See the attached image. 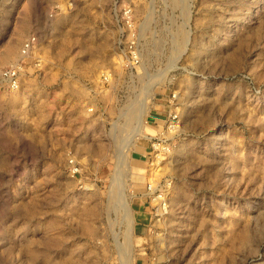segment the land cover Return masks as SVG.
Listing matches in <instances>:
<instances>
[{"label":"rangeland","instance_id":"rangeland-1","mask_svg":"<svg viewBox=\"0 0 264 264\" xmlns=\"http://www.w3.org/2000/svg\"><path fill=\"white\" fill-rule=\"evenodd\" d=\"M45 9L0 2V72L38 37L0 94V264H264V0L139 5L130 70L103 1L50 22ZM142 102L146 138L120 163ZM170 112L180 124L154 157ZM147 185L165 191L158 222Z\"/></svg>","mask_w":264,"mask_h":264},{"label":"built area","instance_id":"built-area-1","mask_svg":"<svg viewBox=\"0 0 264 264\" xmlns=\"http://www.w3.org/2000/svg\"><path fill=\"white\" fill-rule=\"evenodd\" d=\"M4 1V0H0ZM19 1V0H10ZM80 0H44L45 14L44 19L48 22L55 20L63 13L70 12ZM107 9L108 15L112 21L114 29V45L117 48L118 64L121 68L130 70L141 64V44L140 33L137 24L138 6L148 3L150 0H101ZM38 43L37 33H30L22 41L19 48L17 60L14 61L7 69L0 72V94L4 92L17 91L20 87V72L21 61L30 58ZM100 82L104 86L111 83L110 75L108 73H101ZM90 112L92 109L89 110ZM180 124V120L176 113H168L164 121L165 132L158 133L155 137L148 139V146L150 154L154 157H159L160 153L167 151L166 132L176 131ZM165 135V137H164ZM162 155V154H161ZM161 157V156H160ZM70 173L72 176L79 175V170L72 161ZM161 186V185H160ZM155 185L151 187L147 185L148 197L152 196L155 205L151 207L150 221L155 218L159 221L161 211L166 209L167 203L163 197L165 191L162 187ZM167 186L164 187L166 189ZM148 221V223H150ZM147 223V227L148 226ZM151 229V228H150ZM149 229V230H150Z\"/></svg>","mask_w":264,"mask_h":264},{"label":"bare ground","instance_id":"bare-ground-1","mask_svg":"<svg viewBox=\"0 0 264 264\" xmlns=\"http://www.w3.org/2000/svg\"><path fill=\"white\" fill-rule=\"evenodd\" d=\"M66 13H68V12H66ZM66 13H63V14H61V15H64V14H66ZM60 15V16H61ZM19 52V51H18ZM12 54V46H11V42L6 46V48H5V51L3 52V55H2V59L3 60H5V59H7V58H9L10 56H12L11 55ZM37 55V54H36ZM42 57V56H41ZM40 58V57H39ZM42 59V58H41ZM23 61V60H22ZM9 67V66H8ZM21 75V74H20ZM139 104H140V102H139ZM131 109V108H130ZM139 113L135 116V114L133 113L132 114V116L129 118V123H134V121L136 122V126H134V127H132V129H130V132H129V134H128V137L127 138H124V139H126V141H125V144H124V146H123V148L121 149V154L119 155V159L118 160H120V159H123V162L125 163L127 160H128V152L130 151V150H132V147L134 146V144H135V141H136V139H141V138H146V135L144 134V129H145V127H144V124L142 123V118H141V116H140V113H142V114H145V113H147V110H148V108L144 105V103L142 102L141 103V105L139 106ZM131 113V112H130ZM141 114V115H142ZM122 116V115H121ZM128 120V119H127ZM120 129H122V128H120ZM126 129V128H125ZM129 130V129H128ZM128 130L126 131V132H128ZM119 131H121V130H119ZM123 131V130H122ZM125 132V131H124ZM119 134H120V136H121V132H119ZM125 134V133H124ZM127 134V133H126ZM125 134V135H126ZM123 137V136H122ZM126 137V136H125ZM123 139V138H122ZM122 139L120 140V141H122ZM124 139H123V141H124ZM123 141H122V143H123ZM121 143V142H120ZM121 143V144H122ZM117 158V157H116ZM116 162H118V161H116ZM120 163H121V160H120ZM155 165V164H154ZM117 168H119L118 167V164H117ZM121 169V168H120ZM120 169H118L117 171L119 172V170ZM116 175H117V173H116ZM73 177V176H72ZM120 180V179H119ZM124 195V194H123ZM119 197H121L120 195H119ZM124 198V197H123ZM122 200V199H121ZM167 201V200H166ZM117 203V202H116ZM122 210L128 205V203L126 204V202H125V204H124V200L122 201ZM124 207V208H123ZM126 208H128V207H126ZM126 210V209H125ZM124 213V212H123ZM126 216H125V218H126V223L128 224V229L130 228V225L132 224V220H131V217H132V213H130V211L128 210V211H126L125 213H124ZM124 217V216H123ZM130 231V230H129ZM130 242V241H129ZM130 246V245H129ZM126 254V253H125ZM130 255V254H129ZM130 257V256H129ZM126 260V259H125ZM126 262H128V261H126ZM129 263V262H128Z\"/></svg>","mask_w":264,"mask_h":264}]
</instances>
